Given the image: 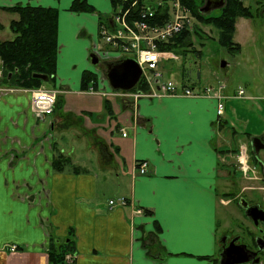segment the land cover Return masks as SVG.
<instances>
[{
	"label": "crops",
	"instance_id": "0c3cea01",
	"mask_svg": "<svg viewBox=\"0 0 264 264\" xmlns=\"http://www.w3.org/2000/svg\"><path fill=\"white\" fill-rule=\"evenodd\" d=\"M73 2L0 0L1 42L15 39L13 32L11 40L2 35L19 19L3 9L60 12L55 87H41L58 91L53 115L32 111L33 89L0 85V264H52L50 236L64 242L71 233L77 253L70 264H220L223 240L239 237L237 244H244L249 230L244 218L245 229L234 231L240 224L228 208L236 198L227 196L237 149L249 152L253 138H264L253 119L264 124V95L253 79L236 88L215 74L216 80L192 84L196 91L213 88L212 98L119 96L101 80V68L90 66L93 52L111 58L99 50L105 52L99 28L111 22V0H87L98 14L73 13ZM234 41L241 46L237 65L253 68L256 57L247 61L242 40ZM85 71L99 75L97 88L82 90ZM62 157L71 163L59 173L54 162ZM141 162L148 164L146 174L139 172Z\"/></svg>",
	"mask_w": 264,
	"mask_h": 264
},
{
	"label": "trees",
	"instance_id": "16d2710c",
	"mask_svg": "<svg viewBox=\"0 0 264 264\" xmlns=\"http://www.w3.org/2000/svg\"><path fill=\"white\" fill-rule=\"evenodd\" d=\"M133 1V0H130ZM182 4L189 9L196 20L194 27L186 29L178 37L171 39L169 43L160 44L159 48L163 51H170L175 55H181L187 58L191 52L202 55L194 47L195 38H209L203 34L200 27H212L218 31V44L227 50L238 53L241 46L234 41L237 30V21L240 18H253V12L245 1L226 0L224 8L218 10V14L203 15L200 10L205 0H181ZM259 1V0H258ZM114 12L123 7V0H111ZM5 11L19 15L17 21H12L10 29L16 35L13 41H0V60L3 62V76L0 79V85H12L25 89L41 88L45 82L33 77L34 74L48 76L50 83L55 87L57 75V60L59 55L58 44V20L59 11L55 8H46L41 6H15L13 8L3 9ZM136 10V9H135ZM69 11L73 13L95 14V7L90 5L87 0H74ZM100 19L103 16L100 15ZM166 12L158 10L154 22L161 25L166 20ZM2 27L0 26V30ZM205 33V32H204ZM204 46V44H202ZM97 74L93 71H85L82 76V90L86 91L90 87L97 88ZM185 74L184 87L192 88ZM147 91L148 87L143 81L138 85L136 91ZM58 106V104H57ZM56 106V107H57ZM112 115V112H111ZM253 160H258V155L253 152ZM71 163L69 158H58L54 162L55 171L62 173ZM75 172L79 168H74ZM50 247L48 249V258L52 264H70L69 257L77 253L76 243L71 233L67 240L62 242L54 235L50 236Z\"/></svg>",
	"mask_w": 264,
	"mask_h": 264
},
{
	"label": "built area",
	"instance_id": "2783aa9c",
	"mask_svg": "<svg viewBox=\"0 0 264 264\" xmlns=\"http://www.w3.org/2000/svg\"><path fill=\"white\" fill-rule=\"evenodd\" d=\"M122 8H119L112 17L111 22H102L99 28V37L102 46H109L117 52L116 56L111 58L124 59L133 58L137 61L142 69V77L139 82L148 87V93L145 91L133 92H115L117 95L138 100L142 97H185V98H212L213 88H206L202 91H196L190 87H184L171 80H164L163 73L159 70L160 63L171 59H176L170 51L160 50L159 45L169 43L172 38L178 37L186 29L191 30L196 24V20L187 7L182 4L181 0H123ZM245 1V0H240ZM136 9V10H135ZM158 10L166 12V20L161 25L154 22ZM98 50V49H97ZM101 53L106 55L102 49ZM3 76V62L0 60V79ZM100 81V78H99ZM220 92L224 86L219 87ZM143 92V93H140ZM121 93V94H120ZM108 95H112L109 93ZM58 91L55 89L38 88L33 89L31 99V109L34 113L41 116H51L55 111L57 104ZM237 97H245V92L239 90ZM221 101L222 96L215 97ZM224 104L218 102V116L224 114ZM123 137L127 133L123 132ZM238 164L242 176L249 179L248 174L257 176V168L249 163L247 150L240 149ZM147 163L139 164V172L146 174ZM251 180V179H249ZM120 204L127 206V200L121 199ZM116 201H110V205H115ZM16 248L14 247L13 250Z\"/></svg>",
	"mask_w": 264,
	"mask_h": 264
},
{
	"label": "rangeland",
	"instance_id": "374dc122",
	"mask_svg": "<svg viewBox=\"0 0 264 264\" xmlns=\"http://www.w3.org/2000/svg\"><path fill=\"white\" fill-rule=\"evenodd\" d=\"M151 2V0H146ZM94 6L93 4L89 3ZM245 4L250 6L253 12V18L244 19L240 18L237 21V25L240 27L238 33H236V40H242L245 50L244 54L246 56V60H251L252 57H256L255 64L253 68L250 66L248 68H244L243 66H238L237 62L240 60L238 53H233L226 48L221 47L218 44L217 37L218 31L212 27H206L200 25L203 29V34L207 35L209 38L204 37L202 39L195 38L194 47L198 51H202V55L195 52H191L187 55V58H183L181 55H175L176 59H171L164 63H160L159 70L164 75V80H171L173 82L182 84L181 75L186 74L191 77L189 79V84H196L199 81L202 83H206L208 79H215V74L220 77L221 81H229V83L238 88L239 85L241 87H247L249 85V78L253 79L254 82L252 86L260 91L262 95H264V0H245ZM96 11L97 8L94 6ZM68 8V6L64 7ZM56 9V8H55ZM59 11V10H58ZM60 13V12H59ZM212 15L218 14V10H214ZM197 23V22H196ZM243 24H248L251 27V32L245 30L246 27L244 25V30L242 31L241 27ZM205 32V33H204ZM12 31L9 29L5 33H3L2 38L5 40L12 39ZM255 40L252 42L251 40ZM204 44V46H202ZM104 51L108 53L110 56H116L117 52L113 51L109 46L105 45L103 47ZM251 58V59H250ZM109 61L102 59L101 63L98 66H93L90 63L91 68L100 69L102 73L101 80L105 79L106 67H103L104 64L108 62H116L118 59L110 58ZM225 62L228 64L227 67L222 68V63ZM97 74V73H96ZM214 74V76L212 75ZM99 78V75L97 74ZM104 78V79H103ZM106 80V79H105ZM99 81V79H98ZM198 87V86H197ZM251 88V87H250ZM249 88V89H250ZM245 89V88H244ZM58 104V100H57ZM56 104V106H57ZM56 109V107H55ZM256 120L258 125L255 126L257 131H263L264 124L259 123L260 119L253 117ZM229 133V132H228ZM230 136V135H229ZM246 139V137H242ZM253 147L252 143L249 147V163L251 166H255L257 168V176L255 174H248V178L242 176L240 172L239 164H238V156L240 154L239 149H237V156L233 161V174L232 179L233 183H235L234 187L228 192V198L234 197L236 198L235 202L231 204L232 211L228 208L229 212L233 216H236L237 222H239L240 226L235 228V232L240 227L244 230L242 223H240L241 219H244V224H246V230H248L244 237H241L244 240V244L248 247L253 245V242L258 239H264V224L260 223L259 226H255L252 224L250 220H248L245 216V213L239 208V200L240 198H245L250 204H258L261 208L264 209V165L261 166L258 160H253ZM261 156L264 160V152L262 151ZM221 217L224 216L225 211L221 210ZM242 221V220H241ZM250 235V236H249Z\"/></svg>",
	"mask_w": 264,
	"mask_h": 264
},
{
	"label": "water",
	"instance_id": "95a60500",
	"mask_svg": "<svg viewBox=\"0 0 264 264\" xmlns=\"http://www.w3.org/2000/svg\"><path fill=\"white\" fill-rule=\"evenodd\" d=\"M226 5V0H205L200 12L203 15H209L214 10H220ZM101 58L97 53L90 54V63L98 66ZM226 63H222V68L226 67ZM107 72L105 74L106 86L114 91L133 92L138 88L142 77V69L133 58H124L116 62L106 63ZM34 78L40 79L45 83H49L48 76L42 74H34ZM103 84V83H102ZM254 153L259 155L264 151V138L256 137L252 140ZM239 207L245 211L246 217L255 225L264 224V209L260 205H249L245 198H240ZM239 237L234 238L228 244L227 239L223 240L222 252L220 253V264H260L261 258L258 252H254L246 244H237ZM257 246L260 251H264V239L257 240Z\"/></svg>",
	"mask_w": 264,
	"mask_h": 264
},
{
	"label": "flooded vegetation",
	"instance_id": "af4514ba",
	"mask_svg": "<svg viewBox=\"0 0 264 264\" xmlns=\"http://www.w3.org/2000/svg\"><path fill=\"white\" fill-rule=\"evenodd\" d=\"M103 67H106V64H104ZM106 71H107V68H106ZM249 205H254V204H250V203H249ZM243 212L245 213V211H243ZM231 240H232V239H228V240L226 241V243L228 244ZM240 243H241V241H240ZM249 248H250L252 251H254V252H258V257L263 258V256H264V251H260V250H259V247L257 246L256 241H254V242H253V245L250 246Z\"/></svg>",
	"mask_w": 264,
	"mask_h": 264
}]
</instances>
